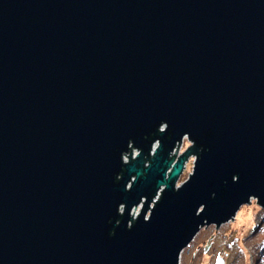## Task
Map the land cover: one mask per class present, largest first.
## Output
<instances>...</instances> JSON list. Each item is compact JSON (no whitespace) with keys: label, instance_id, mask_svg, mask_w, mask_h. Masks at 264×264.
<instances>
[{"label":"water","instance_id":"1","mask_svg":"<svg viewBox=\"0 0 264 264\" xmlns=\"http://www.w3.org/2000/svg\"><path fill=\"white\" fill-rule=\"evenodd\" d=\"M252 200L264 0H0V264H179Z\"/></svg>","mask_w":264,"mask_h":264},{"label":"rangeland","instance_id":"2","mask_svg":"<svg viewBox=\"0 0 264 264\" xmlns=\"http://www.w3.org/2000/svg\"><path fill=\"white\" fill-rule=\"evenodd\" d=\"M191 165L189 164L180 182L188 177ZM252 201L242 205L234 219L220 226L218 232L213 225L202 228L191 246L182 253L181 263L190 264L188 251L204 246L203 251H209L204 257L207 264H216L219 256L224 264H264V208L255 200ZM197 264H200L199 261Z\"/></svg>","mask_w":264,"mask_h":264},{"label":"built area","instance_id":"3","mask_svg":"<svg viewBox=\"0 0 264 264\" xmlns=\"http://www.w3.org/2000/svg\"><path fill=\"white\" fill-rule=\"evenodd\" d=\"M187 143H188V146L191 145V143H190L189 140L187 139V136H185V137L183 138L182 144H179L180 147H179V150H178V155H180L181 153H183V151L186 150V149L188 148V146L186 147V144H187ZM176 145H177V144H176ZM132 150H133V154H132L131 158H135V157L138 155L139 151H138L137 149H135V148H132ZM127 161H128V159L125 158V162H127ZM193 161H194V157H190L189 160L184 164V165H185V168H184V171H183V173H182L180 179L182 178L184 172L188 169L189 164H192V165H193ZM192 165H191V169H192ZM190 172H191V170H190ZM190 172H189V173H190ZM189 173H188V174H189ZM179 183H180V180L178 181L177 186L179 185ZM158 197H159V195L155 198V201L158 200ZM252 202H253V201H252ZM152 206H153V204H152ZM140 208H141V205L138 206V208H137L136 211L134 212V215H133L134 219H136V217H137V215H138V213H139ZM181 256H182V254H181ZM181 256H180V259H181ZM180 259H179V260H180ZM179 264H182V263H181V260H180V263H179ZM257 264H259V262H258ZM260 264H263V263H260Z\"/></svg>","mask_w":264,"mask_h":264},{"label":"flooded vegetation","instance_id":"4","mask_svg":"<svg viewBox=\"0 0 264 264\" xmlns=\"http://www.w3.org/2000/svg\"><path fill=\"white\" fill-rule=\"evenodd\" d=\"M209 244L211 243V241H209L208 242ZM192 244V243H191ZM191 246V245H190ZM189 246V247H190ZM204 247V246H203ZM203 247L202 246H197L196 248H192V249H190L189 251H188V254H189V256H190V258H188V259H190V264H197L198 263V261H199V263L200 264H207V262H205V259H204V257L205 256H207L208 255V252L209 251H203ZM212 249V248H211ZM219 258H220V256H219ZM219 258H217V259H219ZM209 261H210V259H209ZM209 264H213V262H209ZM215 264V263H214ZM222 264H224L223 263V260H222Z\"/></svg>","mask_w":264,"mask_h":264}]
</instances>
